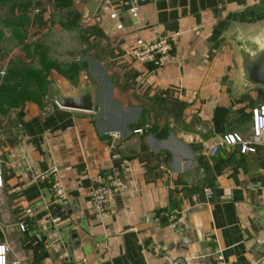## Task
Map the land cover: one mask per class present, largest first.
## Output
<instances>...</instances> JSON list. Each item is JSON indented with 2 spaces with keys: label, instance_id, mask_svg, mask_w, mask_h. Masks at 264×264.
<instances>
[{
  "label": "crops",
  "instance_id": "obj_1",
  "mask_svg": "<svg viewBox=\"0 0 264 264\" xmlns=\"http://www.w3.org/2000/svg\"><path fill=\"white\" fill-rule=\"evenodd\" d=\"M70 9L75 20L55 0H0L8 264H216L217 254L264 264V145L206 147L228 132L251 136L264 84L247 78L243 58L264 48V0H99L93 15L73 0ZM164 35L175 42L162 66L133 57ZM82 95L90 110L55 104ZM101 163L120 182L106 216L91 200ZM52 168L64 203L40 177Z\"/></svg>",
  "mask_w": 264,
  "mask_h": 264
},
{
  "label": "built area",
  "instance_id": "obj_2",
  "mask_svg": "<svg viewBox=\"0 0 264 264\" xmlns=\"http://www.w3.org/2000/svg\"><path fill=\"white\" fill-rule=\"evenodd\" d=\"M143 0H122L123 7H130ZM175 42L174 35H164L160 36L155 40L147 41L141 46L133 50V57L140 62H150L154 68L162 66L167 62L173 53V46ZM82 58L77 57L76 60L80 61ZM55 104L58 103L55 100ZM252 114V126H251V136L248 139H243V137L237 132L224 133L219 139L207 144V150L211 155L217 153L219 147L224 145H234L240 144V152H254L256 145H264V103L254 107L251 111ZM142 128H136L133 133L141 132ZM202 131H205L203 128ZM109 134L113 137H123V132L119 130L110 131ZM99 167L104 171L101 177L93 186L91 193V200L93 206L100 216H106L110 212V202L114 194H116L120 189V182L117 172L109 164L101 163ZM50 177V187L54 198L59 202H66V194L64 187L57 175L56 168H52L48 173L42 174L40 177L42 179ZM4 178L2 166L0 164V190L3 188ZM207 192H210V188H206ZM179 218H171L169 225L171 227H176ZM21 230L25 229L23 223L19 224ZM9 245L7 242H0V264H8V253ZM13 263H15L13 261ZM216 264H225L224 258L221 254H217L215 257Z\"/></svg>",
  "mask_w": 264,
  "mask_h": 264
},
{
  "label": "water",
  "instance_id": "obj_3",
  "mask_svg": "<svg viewBox=\"0 0 264 264\" xmlns=\"http://www.w3.org/2000/svg\"><path fill=\"white\" fill-rule=\"evenodd\" d=\"M77 2L85 4L90 15L94 14L99 5V0H77ZM243 68L249 80L264 84V48L253 56L244 55ZM56 102L61 107H75L83 110H90L92 107L88 95L57 98Z\"/></svg>",
  "mask_w": 264,
  "mask_h": 264
},
{
  "label": "trees",
  "instance_id": "obj_4",
  "mask_svg": "<svg viewBox=\"0 0 264 264\" xmlns=\"http://www.w3.org/2000/svg\"><path fill=\"white\" fill-rule=\"evenodd\" d=\"M72 5L73 0H55L56 8H58L59 10H67V14H65L66 17H70L72 20H75L79 16V13L74 9H70ZM18 36V39L22 40V34L19 33ZM41 54V59L45 60L47 56L44 55L43 50H41Z\"/></svg>",
  "mask_w": 264,
  "mask_h": 264
},
{
  "label": "rangeland",
  "instance_id": "obj_5",
  "mask_svg": "<svg viewBox=\"0 0 264 264\" xmlns=\"http://www.w3.org/2000/svg\"><path fill=\"white\" fill-rule=\"evenodd\" d=\"M64 14H67V10L64 11ZM63 40V39H62ZM70 40V39H69ZM68 39H64L62 44L65 46V47H69L71 45V42L69 41ZM4 45L6 46H9V44L11 45V42L9 41V39L7 38L6 40L4 39ZM63 46V47H64ZM64 47V50H67L66 48ZM71 47V46H70ZM65 52V51H64ZM67 54V53H66ZM68 56V54H67Z\"/></svg>",
  "mask_w": 264,
  "mask_h": 264
}]
</instances>
